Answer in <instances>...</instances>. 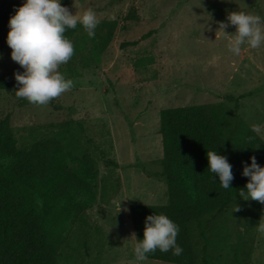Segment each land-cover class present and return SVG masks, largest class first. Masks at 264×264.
<instances>
[{
  "label": "rangeland",
  "instance_id": "rangeland-1",
  "mask_svg": "<svg viewBox=\"0 0 264 264\" xmlns=\"http://www.w3.org/2000/svg\"><path fill=\"white\" fill-rule=\"evenodd\" d=\"M9 1L19 6L24 2ZM62 3L73 13L92 7L98 18H117L120 23L113 39L95 64L85 63L83 57L89 50L85 47L81 52L74 48L73 56L59 65L58 71L73 81L70 89L58 95L61 108L22 104L23 97L15 93L19 85L14 73L23 69L10 56L7 26L0 33V74L9 79L10 87H0V116L10 114L21 146H27L49 122L83 119L86 134L118 166L107 164L93 146L89 151L97 162L94 169L68 156L70 166L95 183L96 190L76 194V202L86 203L87 208L80 215L69 214L59 260L61 264H138L130 205L167 202L160 109L218 101L233 108L235 103L224 97L226 93L238 95L254 89L239 99L237 114L243 123L258 125L257 132L264 138V44L253 48L245 43L236 55L227 47L235 26L228 24L224 29L228 33L219 29V22L226 21L233 10L264 17V0ZM132 4L138 18L122 22ZM132 39L138 42L122 45ZM150 55L152 63L136 65L139 57ZM1 161L8 164L11 156ZM262 214L264 204L238 194L225 208L193 221L200 264L203 245L208 264H264V233L256 228ZM139 264L181 263L147 257Z\"/></svg>",
  "mask_w": 264,
  "mask_h": 264
},
{
  "label": "trees",
  "instance_id": "trees-1",
  "mask_svg": "<svg viewBox=\"0 0 264 264\" xmlns=\"http://www.w3.org/2000/svg\"><path fill=\"white\" fill-rule=\"evenodd\" d=\"M18 6L15 2L0 0V33L8 26ZM137 18V7L132 4L122 22ZM98 19L100 22L92 37L80 24L66 31L76 50L81 52L88 47L83 57L86 64L98 62L99 54L109 46L120 23L117 18ZM137 42L138 39H132L123 41L122 45ZM152 62L153 56H142L136 65ZM0 87H10L9 79L1 74ZM254 91L238 95L226 93L224 97L235 103L233 108L218 101L160 109L162 175L167 184V202L132 203L130 215L138 241L143 238L147 215L167 214L180 226L176 239L183 252L177 256L171 249L166 252L157 249L147 257L200 264L192 222L225 208L235 199L238 189L249 179L242 175V162L250 164V157L254 155L257 162L264 165V138L237 114L239 99ZM21 103L30 102L23 98ZM48 104L62 107L58 96ZM90 146L99 150L107 164L118 166V162L86 134L83 119L70 117L49 122L27 146H21L10 114L0 116V264H61L59 251L65 242L68 216L72 211L80 215L87 208L86 203L76 202V194L96 190L95 183L70 166L68 156L94 169L97 162L89 151ZM207 149H217L227 156L233 173L229 188H221L218 177L214 179L215 174L208 170ZM6 155L11 156L8 164L1 161ZM201 251V262L208 264L205 245Z\"/></svg>",
  "mask_w": 264,
  "mask_h": 264
},
{
  "label": "clouds",
  "instance_id": "clouds-1",
  "mask_svg": "<svg viewBox=\"0 0 264 264\" xmlns=\"http://www.w3.org/2000/svg\"><path fill=\"white\" fill-rule=\"evenodd\" d=\"M99 22L92 7L82 13L78 10L73 13L62 0H24L10 16L6 36L11 58L23 69L14 73L19 85L15 90L16 95L26 98L30 103L43 105L70 89L73 86L72 79L58 71L59 65L74 54V44L66 31L80 24L92 37ZM228 24L235 26L234 35L227 43L233 54L239 55L245 43L253 48L264 44V17L261 15L233 10L227 13L226 21L219 22V29L224 30ZM252 127L258 131V125ZM206 157L207 168L215 174L214 179L218 177L221 188H229L233 173L227 156L217 149H207ZM250 160V164L242 162V175L249 179L238 192L245 200L255 199L264 204V165L259 164L254 155ZM258 221L256 228L264 233V214ZM144 225L143 238L138 239L133 247L138 264L147 259L149 252L157 249L162 252L171 249L172 254L177 256L183 252L176 239L180 226L167 214L153 212L145 217Z\"/></svg>",
  "mask_w": 264,
  "mask_h": 264
}]
</instances>
